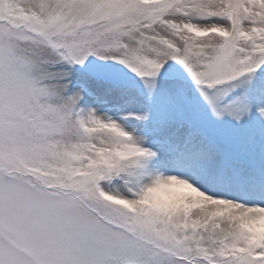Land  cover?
<instances>
[{"label":"snow or ice","instance_id":"obj_1","mask_svg":"<svg viewBox=\"0 0 264 264\" xmlns=\"http://www.w3.org/2000/svg\"><path fill=\"white\" fill-rule=\"evenodd\" d=\"M89 57L233 125L88 106L122 94ZM262 223L264 0H0V264H264Z\"/></svg>","mask_w":264,"mask_h":264},{"label":"rangeland","instance_id":"obj_2","mask_svg":"<svg viewBox=\"0 0 264 264\" xmlns=\"http://www.w3.org/2000/svg\"><path fill=\"white\" fill-rule=\"evenodd\" d=\"M88 61L90 68L97 66L107 68L111 81L118 83L120 86L122 94L108 98L101 105V108H106L107 114L112 111L114 115L119 116L127 112H139L149 109L151 110L153 121H150L148 125H137V127L147 128L151 127L153 122L163 115L176 111L179 107L191 115L195 124L203 130H224L233 125V122L228 117H225L222 121H217L211 116L207 106L199 99L198 93L195 92L194 86H192L184 69L174 61L169 60L162 68L158 77L157 88L150 99L140 79L123 65L111 60L101 61L96 57H89ZM76 74H79V72ZM178 85L182 86L185 92V98L179 101L174 94V90ZM241 91L242 89H236L232 94L238 95ZM226 99L229 98L226 97ZM85 101L84 98V103L86 104ZM87 105L89 106L90 104ZM161 198L179 199L169 198L164 191H162Z\"/></svg>","mask_w":264,"mask_h":264},{"label":"bare ground","instance_id":"obj_3","mask_svg":"<svg viewBox=\"0 0 264 264\" xmlns=\"http://www.w3.org/2000/svg\"><path fill=\"white\" fill-rule=\"evenodd\" d=\"M235 95L234 94H230L228 96L229 99H232ZM85 102L86 104H90L89 106H93V107H98L99 110L101 111H106V108H101V105H103L105 102H97L96 99H94V97H88V96H85ZM107 112V111H106ZM108 115H114V112H109ZM117 116V115H115ZM176 185H172L170 186L169 188H166L164 189L163 191L165 192L166 196H168L169 198L172 197V198H181L183 200H188V199H193L194 197L191 196V194H189L188 192H184L182 193L180 196H175L174 195V192H175V189H176ZM183 189H179L177 188L176 191H182ZM260 226H264V223H262Z\"/></svg>","mask_w":264,"mask_h":264}]
</instances>
